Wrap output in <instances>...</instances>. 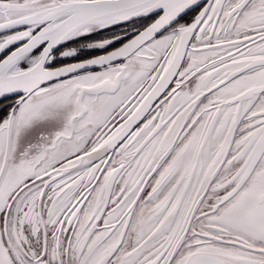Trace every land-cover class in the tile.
Listing matches in <instances>:
<instances>
[{
    "label": "snow or ice",
    "instance_id": "snow-or-ice-1",
    "mask_svg": "<svg viewBox=\"0 0 264 264\" xmlns=\"http://www.w3.org/2000/svg\"><path fill=\"white\" fill-rule=\"evenodd\" d=\"M0 264H264V0H0Z\"/></svg>",
    "mask_w": 264,
    "mask_h": 264
}]
</instances>
